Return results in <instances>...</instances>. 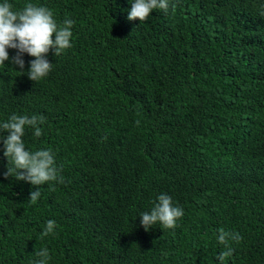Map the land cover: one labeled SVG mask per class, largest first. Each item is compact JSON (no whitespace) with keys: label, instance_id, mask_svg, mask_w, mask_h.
I'll list each match as a JSON object with an SVG mask.
<instances>
[{"label":"trees","instance_id":"obj_1","mask_svg":"<svg viewBox=\"0 0 264 264\" xmlns=\"http://www.w3.org/2000/svg\"><path fill=\"white\" fill-rule=\"evenodd\" d=\"M7 2L74 24L41 80L27 53L24 69L15 49L0 64V123L43 116L25 149H51L64 178L32 203L0 140V264L45 247L48 264H220L221 228L242 237L224 264H264V0H169L144 21L127 18L132 0ZM162 193L184 214L145 231Z\"/></svg>","mask_w":264,"mask_h":264},{"label":"clouds","instance_id":"obj_2","mask_svg":"<svg viewBox=\"0 0 264 264\" xmlns=\"http://www.w3.org/2000/svg\"><path fill=\"white\" fill-rule=\"evenodd\" d=\"M173 9L175 5L172 6ZM169 0H132L128 19L144 21L154 9L168 11ZM74 21L66 19L62 25L57 24L53 18V12L44 6L26 4L22 10L13 11L12 5L5 0L0 3V64L9 60L8 49H15L16 55L11 58V63L24 69L25 61L22 58L25 53L35 59L29 61L28 78L34 82L46 77L52 69V63L46 59V54L50 49L54 50V55H60L64 50L70 48L72 37V26ZM53 36L55 39H53ZM43 116L13 114L7 122L0 123V133L7 132L8 135H0L3 142L4 156L14 168H8L4 173L5 178L11 176L15 170V179L29 182L35 186V190L30 192L29 200L36 203L41 193L39 187L46 182H64L60 175L61 169L57 167L51 149L36 150L34 152L26 150L22 137L25 134L26 126L34 129V135L40 137L42 129L37 125L43 124ZM158 202L154 204L150 212L140 214L141 225L145 231H149L153 225L159 223L164 228L173 229L176 221L183 216V209L173 205L172 198L165 193L157 197ZM56 222L48 220L46 227L41 233V238L54 233ZM218 242L225 246L227 250L221 251L216 259L220 264H224L227 257L231 256L233 250L229 247V241L239 242L242 237L219 229ZM39 259L33 264H48L50 257L49 250L45 247L35 253Z\"/></svg>","mask_w":264,"mask_h":264}]
</instances>
